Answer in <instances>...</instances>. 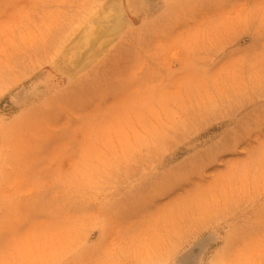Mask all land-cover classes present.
Wrapping results in <instances>:
<instances>
[{
    "label": "rangeland",
    "instance_id": "1",
    "mask_svg": "<svg viewBox=\"0 0 264 264\" xmlns=\"http://www.w3.org/2000/svg\"><path fill=\"white\" fill-rule=\"evenodd\" d=\"M0 264H264V0H0Z\"/></svg>",
    "mask_w": 264,
    "mask_h": 264
}]
</instances>
